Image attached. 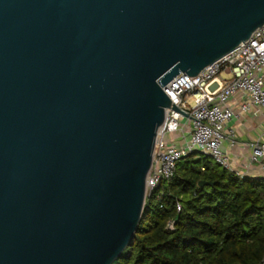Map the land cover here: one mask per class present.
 Segmentation results:
<instances>
[{
  "label": "water",
  "instance_id": "obj_1",
  "mask_svg": "<svg viewBox=\"0 0 264 264\" xmlns=\"http://www.w3.org/2000/svg\"><path fill=\"white\" fill-rule=\"evenodd\" d=\"M263 26L264 0H0V264L121 258L182 113L163 87Z\"/></svg>",
  "mask_w": 264,
  "mask_h": 264
},
{
  "label": "trees",
  "instance_id": "obj_2",
  "mask_svg": "<svg viewBox=\"0 0 264 264\" xmlns=\"http://www.w3.org/2000/svg\"><path fill=\"white\" fill-rule=\"evenodd\" d=\"M195 154L146 198L134 240L114 264L263 261L264 178L239 177L210 157L195 160ZM170 221L174 230L167 229Z\"/></svg>",
  "mask_w": 264,
  "mask_h": 264
},
{
  "label": "built area",
  "instance_id": "obj_3",
  "mask_svg": "<svg viewBox=\"0 0 264 264\" xmlns=\"http://www.w3.org/2000/svg\"><path fill=\"white\" fill-rule=\"evenodd\" d=\"M223 74L229 78L222 79ZM163 90L182 113L166 109L147 177V197L163 181L172 179L179 163L194 153L212 158L239 177H245V170L254 166L264 176V134L244 145L250 150V156L243 170L233 165L223 149L226 127L239 113L264 112V26L191 81L179 74ZM234 99L239 101V112L232 104ZM177 208L180 212L181 205ZM167 229L174 230L175 222L170 221ZM260 264H264V259Z\"/></svg>",
  "mask_w": 264,
  "mask_h": 264
},
{
  "label": "crops",
  "instance_id": "obj_4",
  "mask_svg": "<svg viewBox=\"0 0 264 264\" xmlns=\"http://www.w3.org/2000/svg\"><path fill=\"white\" fill-rule=\"evenodd\" d=\"M228 78V75H222V79L226 80ZM232 104L239 112L238 99H234ZM253 111L246 114L239 113L238 117L227 125L224 132L223 149L229 154L233 165L240 170L245 168L250 156V150L244 145L255 142L264 134V112L261 110ZM232 142L235 145H232ZM244 174L248 178H264L260 168L255 166L245 170Z\"/></svg>",
  "mask_w": 264,
  "mask_h": 264
},
{
  "label": "rangeland",
  "instance_id": "obj_5",
  "mask_svg": "<svg viewBox=\"0 0 264 264\" xmlns=\"http://www.w3.org/2000/svg\"><path fill=\"white\" fill-rule=\"evenodd\" d=\"M224 78V77H223ZM201 158H203L200 154H195V157H194V159L195 160H199V159H201Z\"/></svg>",
  "mask_w": 264,
  "mask_h": 264
}]
</instances>
